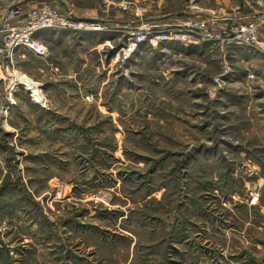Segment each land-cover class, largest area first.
<instances>
[{"label": "rangeland", "instance_id": "obj_1", "mask_svg": "<svg viewBox=\"0 0 264 264\" xmlns=\"http://www.w3.org/2000/svg\"><path fill=\"white\" fill-rule=\"evenodd\" d=\"M185 3L213 7L0 0V18L50 6L109 28L83 62L79 39L92 32H64L59 49L50 35L41 40L75 62L61 88L40 78L51 99L43 110L23 88L12 95L0 86V100L15 95L17 110L14 130L0 125V264H264V45L224 53L146 42L123 54L142 23L177 28L153 19ZM114 13L126 22L116 30L105 23ZM16 60L45 76L35 60ZM29 89L44 104L37 86Z\"/></svg>", "mask_w": 264, "mask_h": 264}, {"label": "built area", "instance_id": "obj_2", "mask_svg": "<svg viewBox=\"0 0 264 264\" xmlns=\"http://www.w3.org/2000/svg\"><path fill=\"white\" fill-rule=\"evenodd\" d=\"M263 2L264 0L261 2L258 0L255 3L264 8ZM235 11L239 12L240 8L237 7ZM139 13L136 12L137 17ZM230 20H232L231 17L210 13L206 18L187 20L177 28L166 31H157L154 27L142 23L136 32L130 34L123 54L126 57L131 56L137 46L146 42H178L183 46L206 43L212 48L219 45L224 53H227L226 50L229 47L231 49L244 48L249 50L259 47V27L264 26V14L260 16L257 22L234 25L229 30L219 28L220 23ZM107 29L109 28L102 24L88 22L76 17L72 11L65 14L50 6L31 10L24 16L15 10L5 13L0 18V69L11 72L15 66L16 54L20 50H28L40 59L46 58L48 51L37 39L36 35L39 33L46 31L87 33L104 32ZM12 75H15L14 70ZM4 113L7 112L4 111ZM258 197V193H251L252 199Z\"/></svg>", "mask_w": 264, "mask_h": 264}, {"label": "crops", "instance_id": "obj_3", "mask_svg": "<svg viewBox=\"0 0 264 264\" xmlns=\"http://www.w3.org/2000/svg\"><path fill=\"white\" fill-rule=\"evenodd\" d=\"M211 3H213V7L210 10H206V11L200 10L198 9L197 6H193L192 4L191 6L189 3L188 4L185 3L184 6L179 11L170 12V13H162V12L159 13V16H157V20L153 19L154 21L153 23H155L154 25H160V26L170 25V24H179V23L181 24L182 22L187 21V20H194V19H198L199 17L203 18L204 16L206 17L209 15L207 14V12L212 11L218 14L219 16H223V17L228 16L232 18V20L230 21L220 23L219 28L222 29L232 24H246L248 22H257L260 16L264 14V8L262 6L255 4L253 1L250 2L249 0H211ZM237 7L240 8L239 12L235 11ZM111 17L113 18H111L110 20H106L105 23L108 26H110L111 29L113 30H116L117 28H122L123 24L126 23L123 21L124 19L122 20V18H118L119 14L117 13H114V15ZM63 34L64 33H60V32L58 33V32L46 31V32L39 33V35L37 36V39L40 42H42L41 40H43L45 36L50 35L49 36L50 38L48 39L49 44L53 43L54 47H57L59 49L61 44L64 43V40H66ZM259 37H260L259 45L261 43L264 45V31L262 32L261 36L259 33ZM79 40H83V42H81L78 45V48L76 51L77 55L75 56L77 57L76 60L81 62L82 60H84L81 54L84 52L85 48L90 47V45L94 43H97V42L100 43L106 39H104V34L98 33V32H92V33L85 34L84 36L80 37ZM47 50H48V55L44 59L38 58L34 53L29 52L28 50H20L16 54V57H18V59L22 61L29 60V59L33 61L35 60L41 66H43L45 72L44 70L36 69L37 72L39 71V73L41 74H43L44 72V75H45V76L39 75L40 76V77L38 76L39 79L38 78L35 79L34 77H32L31 72H29L27 69L26 70H23L21 68L17 69L14 66L13 70H14L15 75H12L13 70L10 72L9 70L0 69V75L2 76L0 77V86H2L6 92H9L8 87L10 86V92L12 95H13V92L16 91L17 87L23 88L24 92H26L30 96V98L32 97L31 99L33 100V102H31V105L36 108L39 107V105H41L42 107L39 108L41 110L44 109V106H46L45 105L46 103L51 104V99L48 98V101L47 102L45 101V98L40 89L42 88L43 92L45 93V89L43 88L45 86L43 85V82L45 83V81L41 82L40 78L42 77L43 79L44 77H46L47 83L48 84L51 83L50 85L53 87L52 88L53 90L61 88V86H64V83L66 81L70 80V75H69L70 67H71L70 65H72L73 63L75 64V62L73 63L71 62L70 55L68 54V51L65 48L62 52H60L59 50L58 53L55 52L54 50H51L48 46H47ZM20 52H22L23 54L18 55ZM87 54L88 53H86V56ZM71 59H72V56H71ZM84 65H86V63L83 64L82 66ZM19 75L29 78L33 83L36 84L37 90H39L41 95L43 96V99L45 101L44 104L41 102L38 103L37 101L34 100L33 96H31L32 94L31 89L27 88L25 85H22L16 82V77H19ZM0 102H1V105H0L1 123L0 125L1 127L3 125V127H6V129L14 130L13 128L10 127V125L8 124V121L11 120V116L13 115V113L17 112L15 95L9 98H2ZM51 110L52 109H47L46 111H51ZM4 111H6L7 113H4Z\"/></svg>", "mask_w": 264, "mask_h": 264}, {"label": "bare ground", "instance_id": "obj_4", "mask_svg": "<svg viewBox=\"0 0 264 264\" xmlns=\"http://www.w3.org/2000/svg\"><path fill=\"white\" fill-rule=\"evenodd\" d=\"M16 82H18L19 84L25 85L27 88H34L36 86V84H34L33 82H31L30 80H27L24 77H19L16 80ZM35 97H39L38 93L35 95Z\"/></svg>", "mask_w": 264, "mask_h": 264}]
</instances>
